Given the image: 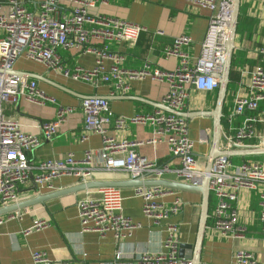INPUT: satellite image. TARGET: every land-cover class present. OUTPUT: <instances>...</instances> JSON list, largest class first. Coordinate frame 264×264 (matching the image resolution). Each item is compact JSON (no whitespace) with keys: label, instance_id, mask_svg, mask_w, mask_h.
Listing matches in <instances>:
<instances>
[{"label":"built area","instance_id":"2783aa9c","mask_svg":"<svg viewBox=\"0 0 264 264\" xmlns=\"http://www.w3.org/2000/svg\"><path fill=\"white\" fill-rule=\"evenodd\" d=\"M111 0H69V14L59 13L60 0H44L39 11H29L17 0L0 2V208L21 201L20 194L32 182L40 193L55 190L54 181L63 177L74 178L77 184L96 181L110 173H126L131 179L165 180L173 175L179 182L199 186L207 176L195 152L196 142L190 137L187 118L157 109L152 114L133 117L116 115L106 97L88 96L79 107L64 106L39 87L36 80L14 74L20 59L43 65L48 71L65 79L86 84L94 89L109 86L115 93L127 96L134 81L150 80L167 83L168 92L162 105L185 113L191 92L212 93L219 88L217 75L222 73L226 61V47L230 38V24L234 13V0H185L188 8L210 13L209 27L199 57L191 59L183 49L192 43L186 35L177 37L166 48L167 57L179 59V65L168 71L146 61L141 69L124 68L125 56L112 50L113 44L134 46L146 29L123 19L104 14L98 9ZM264 3V0H262ZM77 50L94 56L92 68L66 67L59 51ZM257 64L250 70H241L242 79L233 96V105L227 116L232 136L224 135L226 151L259 146L264 147V132L257 128L264 122L258 116L264 107V47L255 51ZM21 99L30 103L55 106L56 116L51 122L39 125L38 134L31 133L14 118L6 114V105H17ZM80 109L84 115L82 143L91 135H99L102 146L87 150L84 157L69 153L60 159H47L31 163L27 153L37 150L58 135L62 125ZM242 123L235 127V119ZM130 125L152 126L154 136L148 141H132L122 136ZM200 143H208V134L200 133ZM166 143L170 154L179 161L172 169L157 165L136 148L145 144ZM210 177V192L216 199L210 215L212 227L220 238L243 239L245 228L239 225L236 203L242 191H258L264 187V163L255 159L238 165L229 157L215 160ZM135 196L143 201V214L156 227L163 228L165 239L158 253H143L137 264H193L182 258L180 252V226L169 222L181 211L177 199L173 205L159 200L171 194L164 187H136ZM85 198L77 204L82 231L105 237L111 233L121 243L130 239L141 228L123 214L120 188L103 187L87 190ZM260 223L264 234V189L259 194ZM28 209L0 217V225L7 220H22ZM51 227L48 220L36 219L24 235ZM120 257V255H118ZM33 264H72L51 260L44 251L32 253ZM234 264H263L248 250H237Z\"/></svg>","mask_w":264,"mask_h":264},{"label":"crops","instance_id":"0c3cea01","mask_svg":"<svg viewBox=\"0 0 264 264\" xmlns=\"http://www.w3.org/2000/svg\"><path fill=\"white\" fill-rule=\"evenodd\" d=\"M9 0H0L7 3ZM27 10H40L44 0H17ZM69 0H60L59 13L69 14L71 11ZM98 11L144 27L134 46L128 44H113L112 50L125 56L124 68L129 70L141 69L146 61L155 66L173 71L179 65V59L167 57L165 50L177 37L186 35L192 38V43L183 49L191 59L199 57L201 46L205 40L210 13L206 10L188 8L185 0H111L108 5ZM0 37L2 32L0 31ZM231 83L223 106L224 135L232 136L227 122V116L233 105L234 92L242 79L241 70H250L258 62L255 51L264 47V3L262 0H241L239 25L235 39ZM59 55L63 64L69 68H92L94 56L83 54L77 50H60ZM15 72L28 75L27 78L36 80L39 87L59 103L69 107H79L81 101L88 96L106 97L111 110L119 116L133 117L137 114H152L163 103L168 92V84L150 80L134 81L131 92L127 96L118 95L109 86L94 89L86 84L65 79L61 75L48 71L43 65L20 59L15 66ZM237 73L238 78H234ZM38 75L40 79L31 78ZM25 76V77H26ZM218 90L212 93L191 92L185 113L188 118L190 137L196 142L195 152L197 160L203 169L208 165V157L213 149L214 118L212 116L193 117L197 112L212 113L217 105ZM8 117L18 120L25 130L38 134L39 125L55 119V106L36 105L21 99L17 105H6ZM168 113L167 111H165ZM194 114V115H193ZM258 116L264 120V107H260ZM242 118L235 119V127L242 123ZM85 119L82 111L72 115L67 123L62 125L58 135L51 142H45L35 151L27 153L31 163L37 164L47 159H60L69 153L81 159L87 150H98L102 146L99 135H91L90 139L82 143L80 136L84 131ZM259 131L264 132V122L258 123ZM208 134V143H200V133ZM123 137L132 141H148L154 136L152 126L130 125ZM222 143V142H221ZM223 144V143H222ZM221 149L223 145H221ZM137 152L161 166L169 165L172 169L179 166L166 143L158 145L145 144L136 148ZM259 158V157H258ZM235 165L249 158H231ZM264 163V157L256 159ZM131 177L126 173H110L99 176L101 181H126ZM167 181H177L173 175H167ZM77 185L74 178L63 177L54 181L55 190L46 193L31 182L20 194L21 201L32 199L40 194L58 192ZM97 189V188H96ZM99 189V188H98ZM134 187L120 188L123 197V214L135 223L141 224L133 236L119 243L113 234L101 237L98 233L82 231L77 204L85 198V192L66 195L51 199L44 204L28 209L22 220H7L0 225V264H33L32 253L44 251L54 261L72 264H137L143 253H158L162 250L165 239L163 228L156 227L152 220L143 214V201L135 196ZM172 193L160 199L167 205L179 199L182 203L181 211L169 222L180 226V242L185 245V258L195 260L199 227L202 219L203 196L199 192L169 189ZM258 191H242L236 203L239 225L245 228L243 239H224L214 231L212 220L209 218L208 227L204 235L202 251L199 254L200 264H234L233 255L237 250L252 252L264 264V234L260 223ZM216 205V199L211 194L209 216ZM26 210V209H25ZM36 219L48 220L51 227L31 234L24 235V231L33 227ZM120 255V257L118 256Z\"/></svg>","mask_w":264,"mask_h":264},{"label":"water","instance_id":"95a60500","mask_svg":"<svg viewBox=\"0 0 264 264\" xmlns=\"http://www.w3.org/2000/svg\"><path fill=\"white\" fill-rule=\"evenodd\" d=\"M240 4H241V0H234V13H233L232 21L230 24V38H229V41L226 47V61H225L222 73L216 76L219 79L218 101H217L216 108L211 114L205 113V112H197L195 113V115L193 114L194 115L193 117L212 116L214 118L213 149H212L211 154L208 157V165L205 169L207 176L204 177L203 181L201 182L199 186H193V185L186 184V183L179 182V181H167V180H157V179L142 180L141 178L130 179L126 181L124 180L123 181L96 180V181H91L87 183L77 184L73 187H70V188H67V189H64L58 192L49 193V194H40L29 200H24V201H20L12 205L3 206L0 208V217H4V216H7L15 212L23 211L33 206L44 204L46 201H49L51 199L60 198L66 195L76 194L79 192L96 189V188H103V187H117V188L134 187L136 188V187L158 186V187H164V188H169V189L199 192L203 196L202 219H201V223L199 227L197 245H196V250H195L196 251L195 260L192 261V263L200 264L199 254L202 251L204 235L208 227V220L210 218L209 203H210L211 192H210V177L208 175L212 171V167H213L215 160L223 156L229 157V158L264 157V147H259V146L240 147V148H235L229 151H226L225 149H221V145L223 143V137H222L223 117H224L223 106H224L225 99L227 97L229 85L231 83L230 76L232 72L234 52L236 50L235 39H236V34H237V28L239 25ZM14 74L22 75V73H18V72H14ZM30 77L34 79H40L38 75H31ZM158 109L167 111L168 113L176 114L180 117H184L187 119L191 117V115H188L186 113L175 112L164 105H160ZM185 248H186L185 245L180 246L179 255L182 258H185Z\"/></svg>","mask_w":264,"mask_h":264},{"label":"trees","instance_id":"16d2710c","mask_svg":"<svg viewBox=\"0 0 264 264\" xmlns=\"http://www.w3.org/2000/svg\"><path fill=\"white\" fill-rule=\"evenodd\" d=\"M237 75H238L237 73H234V78H235V79H237V78H238V76H237ZM257 158H258V157H251V158H249V160H251V159H255V160H256Z\"/></svg>","mask_w":264,"mask_h":264},{"label":"rangeland","instance_id":"374dc122","mask_svg":"<svg viewBox=\"0 0 264 264\" xmlns=\"http://www.w3.org/2000/svg\"><path fill=\"white\" fill-rule=\"evenodd\" d=\"M257 159H260V157H259V158H257Z\"/></svg>","mask_w":264,"mask_h":264}]
</instances>
